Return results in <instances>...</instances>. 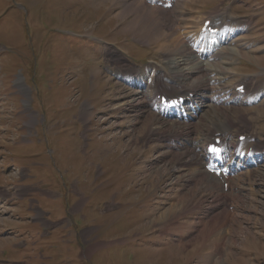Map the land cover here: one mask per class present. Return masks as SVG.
I'll return each instance as SVG.
<instances>
[{"label":"rangeland","instance_id":"1","mask_svg":"<svg viewBox=\"0 0 264 264\" xmlns=\"http://www.w3.org/2000/svg\"><path fill=\"white\" fill-rule=\"evenodd\" d=\"M125 4L0 0V264H264V160L231 179L226 199L189 161L226 123L237 127L229 148L239 133L264 143V105L220 103L177 124L112 75L151 66L165 89L167 60L178 59L186 89L264 86V0H185L184 30L166 20L161 33ZM214 10L254 24L220 49L229 57L209 62L212 73H191L186 39Z\"/></svg>","mask_w":264,"mask_h":264},{"label":"bare ground","instance_id":"2","mask_svg":"<svg viewBox=\"0 0 264 264\" xmlns=\"http://www.w3.org/2000/svg\"><path fill=\"white\" fill-rule=\"evenodd\" d=\"M125 2H126V4H125V9L129 6V5H133V4H136L137 5V7H139V8H141V12H142V14L143 15H148L150 18H151V20H152V22H151V20H149V19H141L140 17H139V14H140V12L139 11H136V10H133L134 11V13H132V14H134V16L135 17H139V19L140 20H144V21H146V22H149V25H150V27L153 29V30H156V31H158V32H162V31H160V23L162 22V23H164L166 20L168 21V23H169V25L170 26H168V27H170V28H173L172 27V25H171V17L170 16H168L167 15V12L166 11H164V10H162V9H157V8H151L150 6H147L146 4H144L142 1H140V0H125ZM126 12V11H125ZM128 13V12H127ZM215 13H217V12H215ZM210 15H213V13H211ZM215 17H213V18H217L218 16H216V15H214ZM166 17H168V19L166 18ZM209 17H211V16H209ZM164 19V20H160V21H157L158 19ZM212 18V17H211ZM228 20H226V21H222V22H220L221 23V26H222V31L219 33V34H217V35H210V37L212 38L210 41H213V44H206V45H204L205 46V48H202L203 49V52L201 53V54H198L197 53V51H195V52H193V53H191V51H190V55H189V57H185V59L186 60H188V62L191 64V65H189L188 66V68H187V71H189V72H194V74H198V73H201V72H204L203 70L204 69H206L205 71H207L208 70V68L210 67V64H209V62H211V61H213L214 59H220V60H225L226 58H228L229 56H227L226 58H225V55H223V53L224 52H216V49L219 47V46H222V45H226V44H229V42L231 41V39H232V37H233V35L235 34V33H237L238 31H240V28L242 27V26H244V25H239V27H236L235 26V29L233 28V25H232V23L233 22H229V23H225V22H227ZM236 21V20H235ZM240 22V21H239ZM242 23V22H241ZM236 24V23H235ZM202 27V24H201V26H200V28ZM169 28V30H171ZM232 29H234V31L232 30ZM242 29V28H241ZM241 33V32H240ZM165 36H169V38H171V37H173V36H171V35H167V34H165ZM199 36V35H198ZM208 38V37H207ZM205 39V38H204ZM175 40L178 42V46H177V48H176V50L178 51L179 49H182L183 48V46H184V44L185 43H183V40L181 39V37L179 36V35H177L176 37H175ZM231 44V43H230ZM198 48H200V47H198ZM205 50V51H204ZM227 50H230V49H225L224 51H227ZM231 51V50H230ZM232 52V51H231ZM233 55V53L230 55V56H232ZM186 56H188V55H186ZM191 56H192V58H191ZM222 58V59H221ZM225 58V59H224ZM191 59H193V61L191 60ZM178 60V59H177ZM176 59L174 60V59H168L167 60V62H168V64H169V70H170V74L168 75V77L170 78V80H172L171 82H170V84L172 85V86H174L173 88L172 87H170V90L171 91H173V90H176V91H178L179 93H178V95H177V97H185V96H187L188 95V93L189 92H193V90L195 89V88H197L198 87V84H196V83H198V82H196V83H194V85L192 84V86H190V88H189V90L185 93L182 89H181V91H180V86H176V84L177 85H179L178 84V82L179 81H181V71H179L178 70V66H179V63H181V61L180 60H178L177 61ZM187 62V63H188ZM197 62V65H196V67H194V63H196ZM216 62V61H215ZM212 70V69H211ZM121 71V70H120ZM210 71V70H209ZM127 71H122V72H119V73H121L120 74V76L117 78L118 80H120V79H125V75L126 74H122V73H126ZM117 76H118V74H117ZM131 79V83L130 84H133V85H135V86H139V87H141V86H143L144 85V82L147 80L146 78H144V77H140V76H136V77H134V78H130ZM254 80V79H253ZM251 83V82H250ZM250 83L249 82H246V84H248V86L250 87ZM261 89H263V88H261ZM256 92L258 93H263L264 91H262V90H256ZM150 93L152 94L153 93V91H150ZM175 93V92H174ZM181 93H184V94H181ZM140 94H142V93H140ZM156 95H158L157 93L155 94V96ZM175 95H171V97L170 98H175L174 97ZM201 101H203V98H199ZM159 104H160V101H159ZM206 111H204L203 112V114L202 115H199V114H201V111H200V113L198 114L199 116H198V118H202L204 115H205V113L206 112H208V110H212V107L209 105V107L207 108V109H205ZM158 111L160 112V116H162V117H164V118H172V119H174V120H176V123H179V122H183V121H187L188 123H191V121H195L197 118H194L193 116H192V112L191 113H189L190 112V110L189 109H185V110H179V111H171L170 113H168V111H166L165 109H163L162 107H159L158 108ZM187 112V113H186ZM84 114H86V110H84V112H83ZM171 115L173 116V117H171ZM243 117V119L244 120H247L246 119V117L245 116H242ZM228 124L226 123L224 126L222 125L220 128L218 127H213V130H212V132H211V134H210V136H212L214 133H217V132H219V133H221V135L223 136V132L224 131H226V130H229L230 128H226V127H228L227 126ZM231 125H233V127L231 128V129H233L234 127H235V124L232 122L231 123ZM225 140L227 141L228 140V138H225ZM243 159H241V160H243L244 161V157H242ZM189 161H191V163L190 164H192L193 166H198V164H199V162H200V159L199 158H192L191 160H189ZM247 161H249V160H247ZM239 162H241V161H239ZM233 169L235 168L236 170H238V169H240V168H243L244 166H243V164H240V163H238V164H236V166L235 165H232L231 166ZM205 176L207 177V178H209V179H206V180H214V176H212V175H210V174H205ZM205 180V181H206ZM212 187H214V186H212ZM221 196L222 197H224V194L222 193V191H221ZM213 240H211V242H212ZM89 251H91V249H88L85 253L86 254H88L89 253Z\"/></svg>","mask_w":264,"mask_h":264},{"label":"snow or ice","instance_id":"3","mask_svg":"<svg viewBox=\"0 0 264 264\" xmlns=\"http://www.w3.org/2000/svg\"><path fill=\"white\" fill-rule=\"evenodd\" d=\"M213 151H215V149H213Z\"/></svg>","mask_w":264,"mask_h":264}]
</instances>
